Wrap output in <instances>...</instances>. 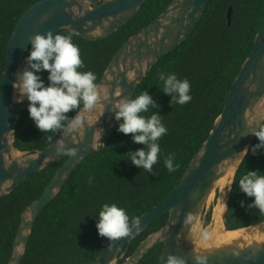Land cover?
<instances>
[{
	"label": "water",
	"instance_id": "95a60500",
	"mask_svg": "<svg viewBox=\"0 0 264 264\" xmlns=\"http://www.w3.org/2000/svg\"><path fill=\"white\" fill-rule=\"evenodd\" d=\"M147 0H39L19 19L6 53V69L0 92V198L11 193L30 175L62 159L50 182L38 199L22 215L13 241V254L8 264H21L35 222L44 208L54 200L71 173L83 158L103 151L118 121L111 113L112 103L133 97L151 69L166 54L186 41L202 20L211 0H171L150 23L125 40L112 57L98 81L99 101L92 110L79 115L82 125L62 131L48 145L36 151L15 147L16 128L29 101L14 100L13 82L19 69L25 67L29 40L37 33L69 29L87 39L110 36L124 27ZM232 11L228 12L229 24ZM43 75L42 73H38ZM264 124V19L256 34L254 46L244 61L229 91L222 112L216 118L206 141L199 147L181 179L160 203L143 213L130 225L128 235L109 241L91 264H139L159 244L164 248L157 264H167L170 255L182 258L184 264H264V221L238 229H227L229 201L237 170L256 140L253 127ZM66 146L57 153V144ZM74 151V155H67ZM249 151V150H248ZM15 152H20L18 157ZM233 172L226 187L223 224L227 231L242 230L229 242L203 246L195 232L217 191L218 182ZM219 197V196H218ZM218 202V200H217ZM216 202V203H217ZM215 203V204H216ZM215 206V205H214ZM168 214L166 223L143 239L126 259L121 249L129 244L156 219ZM192 219L188 220V216ZM213 217V216H212ZM211 222L207 225L209 226Z\"/></svg>",
	"mask_w": 264,
	"mask_h": 264
},
{
	"label": "trees",
	"instance_id": "16d2710c",
	"mask_svg": "<svg viewBox=\"0 0 264 264\" xmlns=\"http://www.w3.org/2000/svg\"><path fill=\"white\" fill-rule=\"evenodd\" d=\"M37 1L0 0V92L11 36L23 13ZM170 2L147 0L124 27L102 39L90 40L66 28L57 33L71 35L84 62L80 71H92L98 83L122 43L156 18ZM230 7L233 8L231 24L228 21ZM263 19L264 0L210 1L190 37L158 61L133 96L147 90L160 107H150L144 115L159 111L168 129L158 141L161 152L153 172L130 162L126 155L129 150L134 151L144 145L134 143L132 134L119 132L117 126L107 147L83 158L58 196L38 216L21 264H91L109 243L106 237L98 234L96 226L98 213L105 203L124 208L129 215L130 226L167 197L208 138L240 68L253 49ZM162 71L190 81V102L171 104V96L162 91L163 81L159 79ZM47 77L48 72L44 71L42 78L46 83ZM67 115H76V110ZM61 132L42 133L30 118L27 108L17 124L15 147L21 151L40 150ZM49 136H52L51 141ZM258 142L256 138L253 145ZM250 149L233 182L227 229L264 221V212L247 207L254 198L248 197L238 186L239 179L248 170L264 171V150L253 154ZM168 154H174V165H177L174 172L165 167L164 160ZM64 160L30 175L11 193L0 198V264H8L13 254V241L24 209L40 197ZM89 178H92L91 183ZM213 208L205 215V225L212 220ZM167 219L168 214H165L154 220L128 247L124 246L120 252L124 257L119 263L132 254L151 232L161 228ZM163 248L162 243L151 249L139 264H157Z\"/></svg>",
	"mask_w": 264,
	"mask_h": 264
},
{
	"label": "clouds",
	"instance_id": "9594fccd",
	"mask_svg": "<svg viewBox=\"0 0 264 264\" xmlns=\"http://www.w3.org/2000/svg\"><path fill=\"white\" fill-rule=\"evenodd\" d=\"M29 54L25 58V67L16 73L13 82L14 100L23 102L25 97L29 101V116L42 133H56L59 131L72 132L78 129L83 121L79 115L81 105L84 111L95 108L99 101L97 77L92 71H80L84 67L80 49L71 35L53 33L51 31L37 33L29 40ZM48 72L47 83L38 73ZM159 79L163 81L162 91L171 96V104L184 105L191 101V84L187 79H179L175 73L160 72ZM151 109H158L160 105L146 90L142 94L121 98L112 103L111 113L118 121L119 132L132 134L134 143L144 147L129 150L126 154L130 162L137 167L153 172L161 152L159 139L168 131L162 122L159 111H152L150 116L144 115ZM76 110V115L67 114ZM251 133L258 138V143L250 151L258 154L264 150V124L253 127ZM52 140V136L48 137ZM57 153H64L66 146L57 144ZM246 148L243 152H248ZM74 151H67V155H74ZM169 172H174V154H168L164 160ZM92 178H89V183ZM239 188L248 197L254 198L249 208H256L264 212V171L248 170L239 179ZM242 205L244 201L241 202ZM97 230L101 237L109 241L128 235L130 231L129 215L117 204L105 203L98 213ZM188 220L192 217L189 215ZM139 224V221H133ZM199 264H204V258L197 257ZM167 264H184L183 259L170 255Z\"/></svg>",
	"mask_w": 264,
	"mask_h": 264
},
{
	"label": "bare ground",
	"instance_id": "6f19581e",
	"mask_svg": "<svg viewBox=\"0 0 264 264\" xmlns=\"http://www.w3.org/2000/svg\"><path fill=\"white\" fill-rule=\"evenodd\" d=\"M20 152H15L14 156L18 157L20 156ZM233 172H229L225 177H223L219 182H218V187L221 189V196L219 199L218 204L215 207L214 210V218L212 222V232L210 239L213 242L212 244H221L223 242H229L233 238H236L241 235L242 230H231L227 231L224 227L223 224V213L226 207V187L227 184L229 183V178L232 176ZM209 241L201 240L199 243L203 246H209L212 244L208 243Z\"/></svg>",
	"mask_w": 264,
	"mask_h": 264
},
{
	"label": "rangeland",
	"instance_id": "374dc122",
	"mask_svg": "<svg viewBox=\"0 0 264 264\" xmlns=\"http://www.w3.org/2000/svg\"><path fill=\"white\" fill-rule=\"evenodd\" d=\"M221 189L220 188H218L217 189V191L214 193V195L212 196V198H211V200H210V202H209V205H208V210L212 207V206H214V208H213V217H212V220H213V218H214V210H215V207H216V205L218 204V202H219V199H220V196H221V191H220ZM220 195V196H219ZM219 196V197H218ZM217 200H218V202H217ZM217 202V203H216ZM216 203V204H215ZM213 222V221H212ZM212 223L209 225V226H207V225H205V223L203 224V223H200L199 224V226H198V228H197V231L195 232V234H196V237H199V241H201V240H205V241H209L208 243L209 244H212L213 242L211 241V239H210V236H211V232H212ZM213 245V244H212Z\"/></svg>",
	"mask_w": 264,
	"mask_h": 264
}]
</instances>
